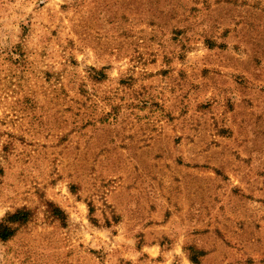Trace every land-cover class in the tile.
<instances>
[{"label":"rangeland","instance_id":"374dc122","mask_svg":"<svg viewBox=\"0 0 264 264\" xmlns=\"http://www.w3.org/2000/svg\"><path fill=\"white\" fill-rule=\"evenodd\" d=\"M17 211L0 264H264V0H0Z\"/></svg>","mask_w":264,"mask_h":264},{"label":"trees","instance_id":"16d2710c","mask_svg":"<svg viewBox=\"0 0 264 264\" xmlns=\"http://www.w3.org/2000/svg\"><path fill=\"white\" fill-rule=\"evenodd\" d=\"M28 217V213L25 211H17L13 214L7 215L6 218L0 222V240H7L13 233V230L8 227V224L25 221ZM192 263H196L192 261Z\"/></svg>","mask_w":264,"mask_h":264}]
</instances>
